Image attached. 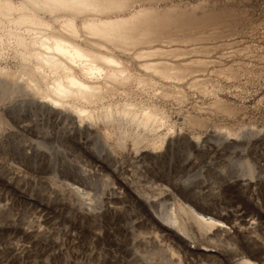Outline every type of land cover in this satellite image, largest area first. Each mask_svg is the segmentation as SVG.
<instances>
[{
	"label": "bare ground",
	"instance_id": "1",
	"mask_svg": "<svg viewBox=\"0 0 264 264\" xmlns=\"http://www.w3.org/2000/svg\"><path fill=\"white\" fill-rule=\"evenodd\" d=\"M181 2L0 0V150L7 161L32 173L73 184L95 182L113 215L129 202L150 223V231L143 227L140 234L166 242L169 254L179 250L175 258H184L157 264H193L200 255L210 258L209 264H264V234L260 225L252 228L246 220L251 213L246 196L241 199L251 187L248 168L242 164L240 179L234 180L243 192L236 194L243 207L234 206V212L215 209L212 202L210 209L208 196L202 199L189 175L176 171L185 168L191 154L210 158L249 142L257 144L256 150L264 146V133L245 130L232 118L241 109L218 96L224 89L220 79L234 80L245 68L226 65L211 70L210 77L203 74L219 61L209 52L236 31L237 17L245 12L234 6L238 16L210 1L213 5ZM194 96L210 102L204 107L193 101L183 110ZM218 115L228 119L215 123L212 117ZM202 130L208 132L200 135ZM73 187L79 195L87 193ZM85 199V210L92 209L91 199ZM98 201L95 209L103 203Z\"/></svg>",
	"mask_w": 264,
	"mask_h": 264
},
{
	"label": "rangeland",
	"instance_id": "2",
	"mask_svg": "<svg viewBox=\"0 0 264 264\" xmlns=\"http://www.w3.org/2000/svg\"><path fill=\"white\" fill-rule=\"evenodd\" d=\"M180 1H182L181 3H193L198 0H174V2ZM200 1H210L213 3L211 0ZM213 1V4L219 7H223L224 5L225 7L227 6L226 8L229 7V9H234V6H238L237 9H241L240 12L242 13V11H244L245 13H242V15L239 16V14H241L239 13V10L234 9L236 10V13L238 12L237 15L239 16L237 17V21L235 23V25L239 23L236 25V27H238L236 28V33L228 32L223 37V40L220 39L224 44L221 42L219 47L216 48L217 50L214 49L209 52V56H212V58L216 57L215 60L218 59L220 62L215 61L214 64H209L210 66L208 65V69H206L203 74L206 73L205 75L210 77V74L213 73L211 70L222 66L226 67V65L234 67L238 66L241 70L245 68L239 73V78L237 77L234 80L228 81L226 79H220L224 85V91L222 90L219 92L218 96L226 100V102L229 101L231 104L233 103L237 110L241 109L236 112L238 114L235 115L234 113L232 118L235 117L234 119L236 120L241 119L242 121L237 120V122H243L242 125L245 126V130L255 127L257 131L264 133V0ZM210 2L207 3L210 4ZM215 2H217V4ZM243 14H246V22ZM239 18L243 19V21ZM239 27L244 29L241 31ZM249 28H252V30H249ZM228 39L230 41H236V43L237 40L239 42L238 44L235 43V45L233 42L228 41ZM225 41H227V43H225ZM228 44L230 45V49ZM233 44L237 48L238 56L234 55L237 51L235 50V46H231ZM243 45L246 48H244ZM221 47L224 48L222 49ZM232 50L234 53L231 52ZM219 51L223 55H221ZM227 51L230 53L226 56ZM233 55L236 58H234ZM223 56L224 58H222ZM241 56L247 57L242 58ZM250 58L252 61L249 60ZM240 60L242 62L244 61V63L239 62ZM9 62H11V60H9ZM237 63L240 64L237 65ZM245 64H249L251 67L249 68L248 65L246 66ZM241 65H243V67ZM255 65L256 69L254 67ZM209 69L210 71H208ZM252 72H255V75ZM257 72L258 74H256ZM211 77L215 78L214 76ZM235 81H237L236 83L240 81L238 84L241 89H239L238 84H236ZM243 82L245 83L243 84ZM192 102L193 104L196 103L199 106L204 105V107H207L210 99L203 96H194L192 101L190 100L186 103L183 110H188L190 105H193ZM218 116H213L214 118L212 117L213 121L216 120L215 123H221L222 120L226 121V119H228L227 116L224 115H221L223 118ZM172 119H177L176 115H173ZM210 129L208 128V130ZM208 130L200 131V135H204L208 132ZM255 147H257V144L253 145L249 142L246 143L244 149L236 148L234 150L232 149V151L230 150L229 152H219L217 156L216 154L213 156L210 155L211 157L216 156V159L211 157L209 158L208 154H206L207 156L204 154L205 157L203 154V156L201 154L197 156H195L196 154H191L192 156L190 155L188 157V162L185 163V168L178 169V167H176L177 169L174 168L170 170L174 172L177 171L178 174L181 173L183 177H187L189 175L190 177L188 176V178L190 182H193L194 180V182H197L200 180V177H202L201 179L204 178L205 180H201L202 182L199 181L198 183H193L195 185L191 182V185L193 186V189L196 188L197 191L200 189L201 192H196L198 194L200 193V197L202 196V199H205L208 196L205 201L209 200L207 201V204L209 202V207L211 204L210 209L214 207V205H218V207L215 206L214 208L219 209L222 207L221 209H226L227 211L230 210L228 212H234L236 211L235 209L237 206L238 210L239 207H243L238 195H236L240 194L239 197H241L243 192L240 188H238L235 181L240 179L239 175L241 174V169L243 170L244 168H248L247 170L250 172V176L248 177H251V183L249 182V186L251 187H248V191L251 193L247 191L248 193H244L241 197V199H243L246 196L247 206L249 207H247V210L251 213L246 220L249 221L252 228H254L255 225H260V230L264 234V229L262 230V226L264 225V146L261 145L259 147L258 145L257 150ZM224 153L225 155H223ZM235 160L236 162H233ZM241 160L243 161L241 162ZM0 161L2 162V167H0V264H157L163 261V259L175 260L174 262L181 260V262H184L182 255L175 258L179 254V250L174 246L172 248L178 251H175V253L171 255L169 254L170 251H167L169 249L167 248L166 242L164 243L158 240L152 241L151 239L153 238L151 236H146L148 233L145 232L150 231L149 229L151 228L149 226L150 223L143 220V215L141 217L142 213L140 211H136L137 209L133 210L132 207H129L131 206L129 202H124V204L126 203L124 206L125 208L127 207V210L124 208L123 211H119V213L116 212L117 214H114V216L112 213L115 212L109 210V204H106L108 203L107 201H109L105 197L106 195L103 196L98 189L96 191L95 188L97 184H95V182H90L89 184H73L70 180L64 179L65 182L67 180L70 181H67L70 184H66L63 179H51L48 175L32 173L17 164L11 163L9 160L7 161V158H4L1 150ZM244 161H246V164ZM249 163H251V166ZM242 164L246 167L242 168ZM207 165H210V168H208L209 166ZM3 169H5V171ZM194 170H196V172H194ZM208 171L210 173H208ZM6 172L8 173L9 178H5ZM205 173L209 176L205 175ZM14 175L22 176L18 177ZM198 175L201 176L199 177ZM208 181L210 183H208ZM234 183L236 185H234ZM73 186H77L79 190L82 189L81 191L84 193H89H86L87 195L83 194V196L85 195L87 198L89 197V199H91L89 200V203L93 204L92 206L94 207H92V209L85 210L87 207L85 208L84 203H87L88 201L85 199L86 197L79 195L78 192L73 189ZM202 186L206 187V189L204 188L206 191L203 190ZM97 188H99L98 185ZM83 189L85 190L83 191ZM238 190H240L241 193L238 192ZM95 192H97V194ZM97 197L98 199H96ZM82 199H84V203H82ZM98 200H101L100 202L104 203H98V207L103 205V208L101 209L98 207V209H95V204H97ZM169 201H172V199H169L168 203H170ZM211 202L215 204L213 205ZM255 204H257L258 208ZM231 207H234L235 209H232ZM138 213H140V215ZM257 213H262L263 217L258 218ZM250 216L252 218H250ZM138 218H140V221H138ZM135 220L140 223L136 221L137 224H134ZM130 225L133 226L130 227ZM137 226L140 228H136ZM143 227L145 228L143 229ZM147 227H149V229ZM141 228L145 231L144 232L142 230V233H145L146 235L143 236L140 234ZM136 230L139 232L141 237H139L140 235L135 232ZM193 230H195V227H193ZM135 234L136 236L138 234V238ZM141 238H146L144 240L147 241H144ZM199 248L203 247L200 246ZM206 250L214 251V248L208 247ZM202 257L203 256L200 255L194 258L193 264H200V262H206V264H209L210 258L204 260Z\"/></svg>",
	"mask_w": 264,
	"mask_h": 264
}]
</instances>
